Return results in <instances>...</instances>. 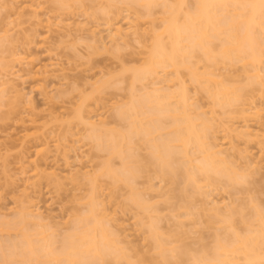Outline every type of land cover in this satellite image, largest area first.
Here are the masks:
<instances>
[{
  "label": "rangeland",
  "instance_id": "374dc122",
  "mask_svg": "<svg viewBox=\"0 0 264 264\" xmlns=\"http://www.w3.org/2000/svg\"><path fill=\"white\" fill-rule=\"evenodd\" d=\"M101 1H103L101 3L102 7L100 5L98 6L101 7V11L96 8V5L89 2L85 3L86 7L84 11H82L83 9H78L79 11H77L75 8L68 10L61 8V6L59 7L58 5L59 3L53 0H0V85L6 83L5 86L3 85L4 87L2 86L3 89H0V214L6 215L5 218L8 216L7 221L10 220L14 223V219H17L15 218L17 216L15 213L17 214L19 211L18 208L20 209L21 207L18 206L20 205L19 203L24 200L32 201L36 207V209L33 208V211L40 213L43 220L46 219L43 221L45 222L44 224L50 226L47 227V234L45 233V235L51 236L50 233L52 232V236L54 235L53 237H55L52 238L51 236L54 244L51 242L52 246L49 242V246H52L49 252H52L54 255L57 253L55 256L59 257L58 255L62 253L65 243H67L65 241L68 240L66 236H71L75 234L76 231L77 233H81V230L87 231L84 227L90 224V221L87 219L90 217L89 208H91V206L89 205L92 203L90 200L94 192L88 184L89 182L87 183V180L83 181L80 178L79 180L77 177H74L78 170H82V172L87 170L92 173L93 178H96L98 184L96 202L99 203V207H96L98 211L96 210L95 212H98L99 215L102 214L101 212L110 215H107L108 219L111 218L109 221L106 218L109 222H106V224L108 223L107 226L105 222L103 224L105 227H108L106 228V233L112 231V234L116 233V235H118L106 234L109 236L107 244L110 246L106 248V245H103L104 242L102 243L100 240L101 234L98 232L99 228L96 229L95 234L92 232V229H90V225H93V223H91L87 229L89 228L91 230L90 232L95 234L93 235L96 236V240L99 239V241H101L99 245L102 244V246H105V250L104 247L100 245L102 259L99 257L96 258L95 256L93 257V255L90 254L91 258L88 263V260L86 261L87 264H202V262L205 264L207 261H204H209L213 257H216L217 253H219L218 251H220V253L223 252L222 249H217L220 244L219 242L222 241L224 244H222L223 247H225V244H228V240L229 243L235 242L233 241L234 237L232 238V236L235 235L236 239L235 233L239 234L240 237L244 235L243 240L245 241L246 239V242L249 239L251 240V238L248 239L247 237H254V235L250 231L252 234L251 236L249 230H252L253 227L257 228L259 213L261 216L263 215L262 218L264 217V141L259 138L248 140L246 136L243 137L241 134L235 136V129L237 133H239L241 129V131H243L244 125L249 126L254 135L256 133H264V111L262 112L261 118H256L255 115H253L254 113L250 110L255 106L264 110V89L261 90L257 87L258 85L254 86L253 81V85L250 84L251 82L249 83L248 80L246 81L244 76L238 78L239 75H243L241 66L239 64L235 65L236 62H231L233 59L228 61V59L224 58V55V57L222 56L223 51L221 52V46L224 44L223 41L226 39V35L222 36V34H220V38L218 37L219 39L215 38V34L211 31L212 27L209 26L210 30L207 27V41L211 43L206 42V44L209 43L210 45L208 46L210 49L208 53L205 51L206 48L201 50V47H193L194 43L190 44L191 41L187 39L189 34L187 33V36L182 33L180 37H185L186 39H180L183 42L182 47L185 49L184 52L182 51V56L178 59L181 63L184 62V65L180 63V69L178 71L179 77H177L178 75L175 76L176 73L173 74V68L165 70L163 69L164 65L160 66L155 64L152 67L162 81L167 79L176 80V78H180L179 80L183 81L184 87L187 89V97L190 99L192 105L193 115H197L195 113L200 114L202 110V112L206 114H204L206 119L214 117L213 119L215 121L211 122L213 124H209V126L212 125V128L209 130L204 129L205 126L203 125L201 127V123L196 124L204 120L203 115L199 116V120H201L202 117L201 121L197 120L194 122L196 124L195 126L199 125L197 126V130L204 133L206 143L225 146L228 150H226L228 152V154L226 152V157L228 156L229 166L233 167V169L243 177H237V180L234 181L235 183H232L233 181L230 182L227 177L222 178L217 175L218 173H213V171V174H208V178H206L207 176L205 177L204 173L196 175V173L192 171V168V170L189 169L190 164L187 160H185V162H187L189 166L187 167V164L184 163V158H182L183 155L178 154L176 151L173 153L174 155L171 154L173 157L170 155L171 157H169V159H171L170 162H168L169 165H166L167 167L164 166V162L162 163V161L159 160L161 158L158 159L152 155L154 147L151 149V146L155 143H158V145L161 144V140L169 141L170 138H174V129L171 128L173 126L171 125L172 120L170 121V119L162 118L163 116L161 115L150 116L148 115L150 110L146 104V107L143 106L141 110L140 103H137L140 101L143 102L142 97L138 96L141 93V95L144 94V91L142 92V87H148L146 85L152 82V80H156L155 78H157V76H154V78L152 76V78H148L141 82L134 79V76L137 73L141 74L150 66V62L147 60L150 58L148 55L150 54L153 43V34L151 33L152 27H154L153 29L155 30L159 27V31H162L160 29H164V27L160 25V21L163 19H170V13L175 14L174 12H176L177 16H174L177 17L176 26L178 25L183 28L182 25L185 24L186 26V23L188 24V21L186 22V19H184L186 18L184 15L192 13L193 10L195 11L196 3L200 0H168L169 3L167 0H147V2H151L152 5L150 6V3L143 2L142 0H110V8L109 6L106 7L107 1ZM166 1L167 4H169V10L167 9L168 6L166 7L164 4ZM26 6H32L34 9H37L36 16H34L31 10H24ZM145 6L148 7L149 10ZM232 9V6H228L227 10L224 9L225 13L222 10L219 11L218 16L223 24L225 21L223 19L227 15L231 16V13L236 12L237 9L240 10L239 8L236 9V7L234 8V10L236 9L235 11ZM166 11L171 12L166 13ZM236 13L238 14L239 12L237 11ZM242 18L243 17H241V19ZM154 20H157L154 24L157 27H151ZM238 20H240V18H238ZM238 22V24L241 23V21ZM238 24H236V26ZM84 25L87 27L86 30L88 31H79L80 29H78V27ZM105 25H111V30L114 32L118 27L121 28L122 38H124L126 46L120 44V50L122 51L117 54L111 50L110 54L107 55L100 52H98V54L100 53L99 55H92L91 53L93 51L91 52V50L89 51L87 49L91 44L88 36L90 30L97 31L98 36H95L97 37L95 40L98 41H96L97 47H103L104 45L111 48L107 40L109 39V33L108 31L105 33L108 27L106 28ZM132 26L135 27V29L132 28ZM257 26L258 24L252 26L253 32L256 34L255 36L263 38V33L259 31L260 28ZM222 27H224V25ZM222 27L221 32L223 33L225 32V28L223 29ZM134 30H137V33L140 34L139 44L138 41H136L137 43L135 42L137 37L132 35ZM146 31L147 34H144ZM239 32H241V30ZM236 34H238V32H236ZM151 37L152 39H150ZM167 37L168 36L164 34L163 43L169 47L170 42L167 40ZM192 48L193 50H191ZM245 48L247 47H244V50ZM99 49L103 50V48ZM185 50L187 51L185 52ZM245 52L246 55L247 52L249 53L247 49ZM258 54L260 55L259 57H261L260 59L264 62V49H259ZM16 56L19 57L17 60L20 59L23 61H16L17 63L10 65L9 63H12L11 59ZM117 56L119 57L118 59L115 58ZM5 65L7 69H5ZM7 65H10L9 69ZM41 67L47 68V75L37 74V71H39L38 69ZM12 68L15 73L17 72L20 75L17 73L15 74ZM262 68H264V63L262 64ZM10 69L13 72L10 71ZM190 69L192 70L190 71ZM193 71L197 72L199 75H201L202 72H204L202 74H205L214 71L216 72H213L214 74H220L219 77L222 78L220 80L224 79L226 84H228V82L230 83V85L228 84L230 86L229 89L231 86H233L234 90L238 87L236 89H238L239 92L235 90L236 93L234 92L235 96H233V99L231 90V94L229 90H224L225 92L223 93L225 94L227 92V96L229 94V97L231 95L232 102L230 99L228 101H230V104H233H231L232 107H230L229 103L226 107L223 106L224 108H221L220 104L217 105L219 96H216L217 100L216 98L213 100V95L212 99L210 93H208L212 90H206V85L201 86L199 85L200 82L198 83L196 80H193L194 77L191 76ZM223 72L225 74H223ZM11 73L15 75H12V77L10 75ZM198 74L196 76H198ZM17 75L21 78L20 80L15 77ZM234 75H238L237 79ZM1 80L3 81L2 84ZM97 80L109 81V87L107 86L108 90L105 91V93L103 91V93H101L102 95L92 94L91 89L89 90V85ZM234 84L237 85L234 86ZM249 84L250 86H247ZM211 87L213 88V86ZM210 88L208 87V89ZM233 89L232 91H234ZM14 91L17 93L19 91L20 93V99L18 98V100L15 98V102L17 101L16 103L13 102V96L15 97ZM133 92L136 93L135 95L138 99L141 98L140 101L138 99V101L135 100L137 97H133ZM81 94L86 99L85 111H89L90 109L94 111L97 110L98 114L106 117L104 118L109 122L108 128L110 131L112 130L111 135L116 139L114 140V144V141H111L112 145L110 144V147H112L113 149L111 150L113 152L115 150L117 154L114 152L115 155H113L108 148L102 151L101 149H103V147H100L103 145V141L100 142L97 140L96 142L94 138L91 139V137H88V133H84L85 130H82L83 127L78 125L77 120L71 115L77 102L79 103L81 99ZM131 94L133 95L131 96ZM101 96L104 98L102 99V103L105 106L103 105V108L99 106L98 109H95V106L99 104L97 100H99ZM235 97L237 98L235 99ZM233 100L234 102L239 100L238 104L233 103ZM10 101L11 103L8 104ZM29 102L32 104L31 106L33 109V112L30 111V113L33 114H28L25 111L27 108L26 106H28L26 104H29ZM96 102L97 104L95 105ZM114 102L123 106V108L120 106L117 108H122L120 112L121 110L126 111V117L130 115L129 113V115H127L128 110L132 113L136 108L137 111L146 113L147 115H142L143 117L140 116L143 119L142 128L139 126L137 127L138 124L134 125L131 123L132 120H130L129 117H127V119L124 118L125 116L120 117L122 115L119 116L121 113L117 109L119 114L115 109L113 111L111 106ZM18 103L19 106L16 105L17 107H15L14 105ZM20 104L23 105L21 106ZM110 104L112 105L110 106ZM197 107L200 112L194 111V109L198 110ZM50 114H54L53 116L63 115L64 121L69 123L60 125L61 123L56 124L53 122L54 124L51 123L50 125ZM165 117H167V115ZM30 118L36 122L34 127H31L29 124L30 122H28ZM141 118L140 120H142ZM147 122H149L150 126H145L148 125ZM45 123L49 124L48 127L44 130H40ZM157 123L161 124L162 130H160V128L159 131H154L153 125L156 126ZM214 123L216 124L214 125ZM221 123L227 128H231L230 130H234L235 133H230L232 131H229V134H227V132L225 133L223 129L226 127L224 126L222 128L223 125ZM136 127L138 131H136ZM147 129L151 130V136H148L144 131ZM204 130L206 132H204ZM24 135L32 137L25 140L21 145L20 142L23 140L22 137ZM205 135L207 137H205ZM39 136H43L42 139L44 138L49 143V151L45 157L36 160L35 151L38 148L36 138ZM112 136H110V140L114 139ZM200 136H203V134L200 133ZM61 139L62 141H60ZM78 139H81L80 142ZM98 141L99 145H97ZM100 143H102L101 146ZM55 144L61 145L59 146V150H54ZM173 145L176 144H172L171 146ZM97 146L100 147L98 148ZM194 146V144H190V148L188 147V154L190 157L192 155V160L200 157V154L199 156L196 155L198 149ZM160 148L162 147L160 146ZM178 152L180 151L178 150ZM195 155L196 157H194ZM22 156L26 160H24L23 165L19 164V166L18 160H20ZM33 159L36 165L40 167V171L38 170L40 174L41 170L42 172H47V174L52 172L56 174L57 177L59 176L61 178L60 183L53 181L50 177H45L50 180H46L44 177L38 178L43 174L40 176L38 175L37 178L30 176L33 175L35 169L33 166L36 165L30 164L28 161L32 162ZM128 161L130 162L128 163ZM125 162L128 163L130 167H127L129 168L130 174L127 172L126 176H124L125 174L122 175L125 171L123 166ZM128 164L125 165L127 166ZM189 171L193 172L195 176L191 175ZM215 171L217 172V170ZM64 176H67L66 180L63 179ZM191 176H193V180H191ZM38 179H41V181ZM37 180L39 182L38 185ZM130 187L135 190L131 191ZM137 196H140V201H137ZM17 200H19V203H17ZM141 201L148 202L141 205ZM212 201L223 203L222 206L224 209L228 207V210H225L227 211L225 214L226 216L214 217V214L209 213L208 210L211 209L210 206ZM148 204V209L150 207L152 210L149 209L147 211V207L144 209V206ZM207 211L208 213H206ZM95 212L94 214L96 215ZM256 215L257 217H255ZM224 217L228 220H226L227 222L224 220ZM10 221L9 224H13ZM16 221L18 222L19 218ZM229 221L232 223H229ZM150 224H153V230L149 228L151 226ZM32 225L33 224L30 223V225H27L28 227L24 226L25 229H31L29 232H27V229V231H25V229L22 228L23 226L21 227L24 229L23 232L20 230L21 228L19 230L13 229L14 224L10 228L6 226V228L9 229L5 230L4 227H0L3 229V231L0 229V264H2V259L4 257L3 262L6 264H44L43 261L46 263L49 258L47 259L41 251V254L37 252L35 255L40 260L41 258L45 260H41L40 262V260L34 259V262L31 258L33 263L31 260L29 261L30 257L28 258V256H30L28 255L29 249L27 251L28 253L25 251L27 254L23 251L25 250L23 249L24 244H22L24 242V235L27 236L26 234H28L29 236L34 234L39 236L37 233H33L37 228H32ZM229 225L233 227L231 226L232 228H230ZM250 225L254 226L252 227ZM112 226L115 227L113 228ZM93 227L91 226V228ZM109 227H111V229H109ZM256 228L255 230H257ZM49 229L52 230L50 231ZM39 231L40 230L36 232L39 233ZM41 231L43 230L41 229ZM48 231H50V233ZM232 232L234 233L232 234ZM97 234L98 237L100 236L99 238H97ZM34 235L33 237H35ZM33 237H31V239L28 237L27 239L32 242L34 240V243L37 245L40 236L37 239H33ZM51 238H48V241L51 240ZM45 240L47 241V239ZM260 240L261 239H259L258 243ZM251 241H248L247 244L252 245L253 241ZM42 244L37 245H41V248L35 247L36 251L39 250L38 248L42 249ZM44 244V248L48 247V245H46L47 242ZM158 244H162L166 250L168 249V253L165 251L166 253L161 256L160 253H162V249L159 250ZM251 245L248 246L250 250L252 248ZM226 246L228 248L230 245L228 244ZM259 246L260 245L257 244L255 248L258 249L257 251H263H259V253L261 252V254H263L264 250L262 248L264 247H262V245ZM35 248H33V250H35ZM249 253L250 254L245 253L244 255L247 257L250 256L253 260L252 252L249 251ZM31 254V257H34L33 252ZM58 259L60 262L54 261L53 264H55V262L60 264L61 261H63L60 260V258ZM61 259H63V257ZM242 259L241 257V261ZM243 261H238V264H243ZM248 264L252 263L249 262Z\"/></svg>",
  "mask_w": 264,
  "mask_h": 264
},
{
  "label": "bare ground",
  "instance_id": "6f19581e",
  "mask_svg": "<svg viewBox=\"0 0 264 264\" xmlns=\"http://www.w3.org/2000/svg\"><path fill=\"white\" fill-rule=\"evenodd\" d=\"M54 2H58L59 4V7L61 6V8H64V9H66V10H68V9H71V8H75V9H77V11H79L78 9H80V10H82V11H84V9H85V7H86V5H85V3L86 2H89V3H91V4H93V5H96L95 7L96 8H98V9H100V11H101V7H102V5H101V3L103 2V1H101V0H53ZM107 1V2H106ZM124 1V0H123ZM143 2L145 1V2H147V0H142ZM168 1V0H167ZM167 1L166 2H164V4H165V6L167 7V9L169 10V4H167ZM52 2V1H51ZM56 2V3H57ZM105 2H106V7H108L109 6V8L111 7L110 5H109V2H110V0H105ZM53 3V2H52ZM147 3H150L149 4V6L150 5H152L151 4V2L149 1V2H147ZM168 3H169V1H168ZM90 4V5H91ZM101 6V7H98V6ZM147 6V5H146ZM145 6V7H146ZM228 6L229 7H231L232 6V10H234V8L236 7V9L237 8H239L240 10H236V12L238 11L239 13L237 14L236 12H234V13H231V14H229V15H231V16H226L223 20H225L224 21V24H223V22L220 20V18H219V16H218V13H219V11L220 10H222V11H224V13H225V10H227L228 9ZM95 8V9H96ZM147 9H148V7H146ZM150 8V7H149ZM196 9H195V11L193 10L192 11V13H188L187 15H184V16H186V18H184V19H186V22L188 21V24L186 23V26H185V24L184 25H182L183 26V28L180 26H176V22H177V17H174L177 13L176 12H174L175 14H173V13H170L169 11H166V13L168 12V13H170L171 14V16H170V19L168 18L167 20L166 19H163V20H161L160 21V25H162L163 27H164V29H160V30H162V31H159V27H158V29H153L154 27H152V26H155V27H157L156 25H154L155 23H156V21L154 22H152V25H151V27H152V31H151V33L153 34V39H152V37L150 38V39H152L153 41V43H152V48H151V50H150V54L148 55L150 58H148V62H150L149 64H150V66H149V68L148 69H146V70H144V72H142L141 74L140 73H137V74H135V76H134V79H136L137 81H145V80H147L148 78H152V76H153V78H154V76H157V78H155L156 80H152V82H149L146 86H148V87H142V92L144 93L143 95H138L139 97L141 96L142 97V100H143V102H141L140 101V99H138V97L135 95L136 93H134V95L133 94H131V96L133 95V97H135L136 99L135 100H139L140 102H137L138 104L140 103V109L142 110V107L143 106H145V104H146V106L148 107V109L150 110L149 111V114L148 115H150V116H154V115H161V116H163L162 118H165V119H170V121H171V125H173L171 128H173L174 129V132H173V134L175 133V135H174V138L173 139H169V141H163V140H161L162 142H164V143H162L161 142V144H159L158 145V143H155V144H153L152 146H151V149H153V147H154V149H153V151L155 152H153L152 153V155L155 157V158H161V159H159V160H161L162 161V163H163V165L164 166H166V165H169V163L168 162H170V159H169V157H171L172 155H174L173 153H175V151L178 153V154H181V155H183V157L182 158H184V163H186L187 164V162L190 164V167H189V169L190 170H192L194 173H196V175L197 174H201V173H204V175H205V177L206 178H208L209 177V175L208 174H213V173H218L217 175H219V176H221L222 178H225V177H227V179L230 181V182H232V183H235L234 181H236L237 180V177H243V176H241L240 174H238V172L236 171V170H234L233 169V167H230L229 166V159H228V156L226 157V155L228 154V150L225 148V146L224 145H220V146H217V145H212L211 143L209 144V143H206V141H205V138H204V133H202V132H200L199 130H197V126H199V125H197V126H195L196 124H198V123H201L200 124V126L202 127V125L203 126H205V128L204 129H211L212 127V125H210L209 126V124L211 123V122H213V121H215L213 118H211V119H209V118H207L206 119V117H205V113H203L202 112V110H201V112H200V110H199V108H198V110L197 109H194V111L196 110V111H199L200 112V114L199 113H195V114H197V115H193V110H192V105H191V103H190V99H188V95H187V89L184 87V84H183V81H181V80H179L180 78H176V80H164V81H162V79H160L159 78V75L154 71V69H153V65L155 64V65H160V66H162V65H164V68L163 69H165V70H167L168 68H173L172 70H173V74H175V76L176 75H178L177 77H179V74H178V71H179V69H180V61L178 60L179 59V57L180 56H182L181 54H182V51L184 52V49L185 48H183L182 47V39L183 40H185L186 38L184 37V38H182V37H180L181 35H182V33L183 34H186L187 35V33L189 34V36L187 37V39L189 40V41H191L190 42V44H193L194 43V46L193 47H195V46H197L198 48L199 47H201L200 49L201 50H203V49H205L206 48V50L205 51H207L208 53H209V51H210V49L208 48V46H210L209 45V43H210V41H207L208 40V37H207V27H208V29H209V26H211L212 27V32L215 34V38H220V34H222V36H225V38H223V39H225L224 41H223V46H221L222 48V50H221V52H222V56L225 58V59H228V61L230 60H232L231 62H236L235 63V65H237V64H239L240 66H241V68L243 69V75H239V77L238 78H240V76H244V79H246V81L248 80V82L250 83V84H252V81H253V84H254V86H257V87H259L261 90H263L264 89V68H262V64L264 63L260 58L261 57H259L260 55L258 54V50L259 49H264V29H263V24H264V0H200V1H198V3H196V7H195ZM25 9H28V10H31L32 11V13H34V16H36V14H37V9H34L32 6H29V7H25L24 8V10ZM98 9H97V11H98ZM103 9H104V7H103ZM108 9V8H107ZM225 9V10H224ZM74 10V9H73ZM93 10H94V8H93ZM105 10V9H104ZM149 10V9H148ZM99 11V12H100ZM128 11V10H127ZM244 11V12H243ZM105 12V11H104ZM228 12V11H227ZM241 12H243V13H241ZM246 12V13H245ZM165 13V14H166ZM223 13V12H222ZM169 14V15H170ZM234 14V15H233ZM237 14V15H236ZM177 16V15H176ZM231 17V18H230ZM241 17H243L242 19H241ZM238 18H240V20H238ZM230 19V20H229ZM226 20H227V22H226ZM229 20V21H228ZM244 20V21H243ZM238 21H241V23H242V21H243V23H244V25H243V23L241 24H238L239 22ZM221 22H222V25H221ZM109 24V23H108ZM236 24H238L237 26H236ZM255 24H258V28H260L259 29V31H261V33H263V35H262V37L263 38H261L260 36L258 37V36H255L256 34H254V32H253V25L255 26ZM83 25V24H82ZM159 25V26H160ZM224 25V27H222ZM106 26V28H107V30H106V32L105 33H107V31H108V33H109V36H108V38L109 39H107L108 41H109V43L108 44H110V47L111 48H109V47H106V46H104L103 45V47L101 46V47H97V45H96V43L98 42L97 40H95V38H97V37H95L96 35H97V31L96 30H90V32H89V34H88V36H89V38H90V46H88L87 47V49L90 51L91 50V54L92 55H97L98 54V52H100V53H104V55H107V54H110V51L111 50H113L114 51V53H119L120 51H122V50H120L121 48V46H120V44H124L125 45V43L126 42H124V38H122V30H121V28H117V29H115V32L114 31H112L111 29V25L109 26V25H105ZM162 26H161V28H162ZM150 27V28H151ZM221 27L225 30V32H221ZM238 27V28H237ZM251 27H252V29H251ZM132 28H134L135 29V27H133L132 26ZM131 28V29H132ZM181 28V29H180ZM78 29H80L79 31H84V30H86L87 29V27L84 25V26H81V27H78ZM210 30V29H209ZM241 30V32H239ZM86 31H88V30H86ZM105 31V30H104ZM150 31H148V32H150ZM138 31L137 30H134V32H133V34L132 35H134V37H137L136 39H135V42L136 41H138V44L140 43L139 41V38H140V34H138L137 33ZM160 32V33H159ZM236 32H238V34H236ZM126 33H128V32H126ZM158 33V34H157ZM260 33V34H261ZM144 34H147V31L144 33ZM164 34H166L168 37H167V40H169V42H170V45H169V47L168 46H166L164 43H163V37H164ZM241 36H240V35ZM254 34V35H253ZM99 35H100V31H99ZM107 35V34H106ZM127 35V34H126ZM259 35V34H258ZM98 36V35H97ZM209 36V35H208ZM104 37V36H103ZM126 37V36H125ZM143 37V36H142ZM258 37V38H257ZM106 38V37H105ZM218 38V39H219ZM181 39V40H180ZM261 39V40H260ZM97 41V42H96ZM100 41H101V39H100ZM99 41V42H100ZM106 42V41H105ZM206 42H209V43H207L206 44ZM137 43V42H136ZM211 44V43H210ZM151 45V44H150ZM126 46V45H125ZM207 46V47H206ZM244 47H247V48H245V50H244ZM99 48H103V50L102 49H99ZM208 48V49H207ZM249 48V49H248ZM123 49V48H122ZM188 49V48H187ZM246 49L249 51V53L247 52V55H246ZM102 52H101V51ZM191 50H193V48L191 49ZM187 50H185V52H186ZM96 53V54H95ZM99 53V54H100ZM98 54V55H99ZM188 54V53H187ZM189 55V54H188ZM246 55V56H245ZM13 57V56H12ZM11 57V58H12ZM19 57H15V58H12L11 59V61H12V63H9L10 65H12L13 63H17V62H22L20 59L19 60H17ZM116 59H118L119 57L117 56V57H115ZM150 59V60H149ZM188 59V58H187ZM17 61V62H16ZM263 62V63H262ZM181 64H183L184 65V62L183 63H181ZM10 65L8 66L7 65V67H8V69H9V67H10ZM21 65V64H20ZM183 65H181V66H183ZM186 65V64H185ZM166 66V67H165ZM196 67V66H195ZM13 68L15 69V67L13 66ZM12 68V70L14 71V69ZM5 69H7L6 68V65H5ZM41 69H43V70H41ZM198 69V68H197ZM4 70V69H3ZM11 69H10V71H12ZM39 71H37L38 73V75H47L48 74V70H47V68L46 67H41L40 69H38ZM192 69H190V71H191ZM8 71V70H7ZM7 71H6V73H7ZM12 71V72H13ZM211 71V70H210ZM195 71H193V73H191V76H193L194 77V81L196 80V82H200L199 83V85H206L205 86V88H206V90H212V91H207L208 93H210V96H211V98H212V95H213V100H215V98H216V100H217V97H218V99L219 100H217L218 101V104L217 105H221V108L223 107V106H227V104L229 103V105H230V107H232L231 106V104H230V101L232 102V99H233V96H235L234 94L236 93L235 92V90H238V89H236V88H238V87H234L235 88V90L233 89V86H231V88L229 89V85H230V83L228 82V84H226V82L224 81V79L223 80H220V79H222L221 77H219L220 76V74L219 75H216V74H214V73H216V72H214V71H212L211 73H205V74H202V73H204V72H202L201 73V75H199L197 72H195ZM205 72H207V71H205ZM208 72H209V70H208ZM214 72V73H213ZM219 72V71H218ZM2 73H3V71H2ZM14 73H15V71H14ZM14 73H11L10 75L12 76H14L15 74ZM61 73V72H60ZM164 73H165V71H164ZM241 73V74H242ZM9 74V73H8ZM17 74H19V73H17ZM22 74V73H21ZM36 74V75H37ZM166 74V73H165ZM164 74V75H165ZM192 74H194V75H192ZM198 74V76H196ZM218 74V73H217ZM223 74H225L224 72H223ZM20 75V74H19ZM233 75V74H232ZM2 76V75H1ZM6 76V75H5ZM4 76V77H5ZM12 76V77H13ZM238 76V75H237ZM237 76L236 75H234V77H236V79H237ZM3 77V76H2ZM8 77V76H7ZM17 79L19 78L18 77V75L17 76H15ZM21 77V76H20ZM192 77V78H193ZM232 77V76H231ZM201 79V81H200V79ZM5 79V78H4ZM21 78H19V80H20ZM159 79H160V81H159ZM232 79H235V78H232ZM241 80V79H240ZM2 81V80H1ZM10 81V80H9ZM156 81V82H155ZM222 81H224V82H222ZM234 81V80H233ZM6 82V81H5ZM15 82V81H14ZM109 81H104V80H97V81H94V82H92L89 86H90V88H89V90L91 89V93L92 94H96V95H102L101 93H103V91H104V93H105V91H107L108 90V88H107V86L109 87V83H108ZM243 82H244V80H243ZM3 83V81L1 82V84ZM235 83H236V81H235ZM247 83V82H246ZM6 84V83H5ZM5 84H2V85H0L1 86V88L0 89H3V87L5 86ZM182 84V85H181ZM250 84L249 85H247V86H250ZM252 84V85H253ZM4 85V86H3ZM179 85H181V86H183V87H181V86H179ZM237 85V84H236ZM235 84H234V86H236ZM3 86V87H2ZM145 86V85H144ZM211 86H213V88L211 87ZM12 87V86H11ZM208 87L210 88V89H208ZM107 88V89H106ZM144 88V89H143ZM204 88V87H203ZM219 88V89H218ZM5 89V88H4ZM177 89H179V90H177ZM215 91H214V90ZM232 89L234 90V91H232ZM9 90H13V89H9ZM228 91L229 90V93L231 94V92H232V99H231V95H230V97H229V94H228V96H227V92L225 93V94H223L225 91ZM230 90H231V92H230ZM204 91H205V89H204ZM214 91V92H213ZM223 91V92H222ZM2 92V91H1ZM8 92V91H7ZM15 92V91H14ZM220 92V93H219ZM235 92V93H234ZM237 92H239V90L237 91ZM207 93V94H208ZM1 95V94H0ZM11 95H12V92H11ZM14 95H15V97L13 96V102H15V100L16 99H18L19 97H20V93H19V91H18V93L17 92H15L14 93ZM11 96V97H12ZM79 96H80V94H79ZM217 96V97H216ZM226 96H227V98H226ZM10 97V96H9ZM229 97V98H228ZM0 98H1V96H0ZM5 98H7V97H5ZM16 98V99H15ZM237 97H235V99H236ZM239 98V97H238ZM3 99H4V97H3ZM9 99H12V98H9ZM20 99V98H19ZM18 99V100H19ZM99 99V98H98ZM102 99H104V98H102V96L100 97V99L99 100H97L98 101V105H96L97 104V102L95 103V109H98L99 108V106L101 107L102 106V108L105 106L102 102ZM226 99V100H225ZM230 99V101H228ZM85 98H84V96L81 94V99H80V101H79V103L77 102V104H76V106H75V108L73 109V112L71 113V115H73V118L75 119V120H77V122H78V125H80L81 127H83V129L82 130H85V132L84 133H88V137H91V139L92 138H94V140L97 142V140H99L100 142H102L103 143V145L101 146V144L102 143H100V146H97L98 148L100 147V148H102L103 147V149H101L102 151H104L106 148H108V149H110V153H113V155H115V154H117L116 152H115V150H114V152H115V154H114V152L111 150V149H113L112 147H110V144H111V141H114V140H116L115 139V137H113L112 135H111V133H112V130L110 131V129L108 128V126H109V122H107V119L105 120V118L101 115V114H98L97 113V110L96 111H94L93 109L91 110H87V111H85L86 109V104H85ZM2 101V100H1ZM100 101V102H99ZM12 102V103H13ZM17 102V101H16ZM15 102V103H16ZM19 102V101H18ZM238 102H239V100L237 101H235L234 102V100H233V103H237L238 104ZM4 103V102H3ZM11 103V101L8 103V104H10ZM217 103V102H216ZM8 104H6V105H8ZM141 104H142V106H141ZM12 105V104H11ZM16 105H18L19 106V103L18 104H15L14 106L15 107H17ZM21 106L23 105V104H20ZM26 105H28V106H26L27 108L25 109V107H24V109H25V111L28 113V114H33V113H30V111L31 112H33V109H32V104L29 102V104L27 103ZM104 105V106H103ZM112 104H110V106H111ZM233 105V104H232ZM236 105V104H235ZM14 106H12V107H14ZM25 106V105H24ZM120 106V104L119 103H113V105L111 106V108L113 109V111H114V109L116 110H118L119 112H120V109H122L123 108V106H120V107H122V108H117V107H119ZM139 106V105H138ZM145 106V107H146ZM254 106V105H253ZM73 107V106H72ZM229 107V106H228ZM105 108H107V107H105ZM110 108V107H109ZM193 108H194V106H193ZM224 108V107H223ZM108 109V108H107ZM102 110V109H101ZM105 110V109H104ZM110 110V109H109ZM116 110V111H117ZM251 110V112H253L254 114L253 115H255V117L256 118H261L262 117V112L264 111L263 109H261V108H257L256 106L255 107H253L252 109H250ZM100 111V110H99ZM103 111V110H102ZM108 111V110H107ZM111 111V110H110ZM109 111V112H110ZM117 111V113L119 114V112ZM124 110H121V114H119V116L120 115H122V116H120V117H124L125 119H127V117H129L130 118V120H132L131 121V123H133L134 125L136 124H138L137 125V127L139 126L140 128H142L141 127V125H143L142 124V121H143V119L141 118V117H143L144 115H147L146 113H143L142 111H137V108H136V110H131V111H133L132 113H130V111L128 110L127 111V115H129V116H127L126 117V111H124ZM247 111H249V110H247ZM104 112V111H103ZM243 112H246V111H243ZM129 113V114H128ZM205 114V115H204ZM248 114V113H247ZM54 115V114H53ZM53 115H49V116H51L50 117V125H51V123H56V124H59V123H61L60 125H63V123L65 124L66 123V121H64V119H63V115L61 116H59V115H55V116H53ZM68 115H69V113H68ZM143 115V116H142ZM167 115V117H165V116ZM203 115V117H204V120H202V117H201V120L203 121H201V120H199V116H202ZM27 116V115H26ZM141 116V117H140ZM196 116V117H195ZM198 116V117H197ZM29 117V116H28ZM149 117V116H148ZM21 118V117H20ZM33 118V117H32ZM32 118H30L29 119V121L28 122H30L29 124L31 125V127H34L35 126V124H36V122L34 121V120H31ZM128 118V119H129ZM140 118L142 119V120H140ZM21 120H22V118H21ZM26 120V119H25ZM201 121V122H197L196 124L194 123V122H196V121ZM220 120V119H219ZM21 122H23V121H21ZM26 122V121H25ZM158 122H160V121H158ZM248 122V121H247ZM48 123H45L41 128H40V130H44V129H46L47 127H48ZM53 123V124H54ZM69 123V122H68ZM68 123H66V124H68ZM151 123V122H150ZM246 123V122H245ZM24 124V123H23ZM132 124V125H133ZM147 124L148 125H145V126H150L149 125V122H147ZM211 124H213V123H211ZM216 123H214V125H215ZM222 124V123H221ZM134 125H133V128H134ZM220 125V124H219ZM223 125V124H222ZM225 125H223L222 126V128L224 127ZM62 127V126H61ZM61 127H59V128H61ZM77 127V126H76ZM136 127V128H137ZM200 127V128H201ZM207 127V128H206ZM226 127V126H225ZM139 128V129H140ZM153 128H154V131H159V129L160 130H162L163 128L161 127V124L160 123H157L156 124V126L155 125H153ZM58 129V128H57ZM199 129V128H198ZM202 129V128H201ZM200 129V130H201ZM231 128H225V129H223V131L226 133L227 132V134H229L228 132L229 131H232V132H230V133H235V131H236V133H235V136H237V134L238 135H242L243 137H247L248 138V140H250V139H252V138H259V139H261L262 141H264V133H262V134H258V133H256L255 135L253 134V132L250 130V128H249V126H246V125H244V129H243V131H241L240 130V132L239 133H237V130L235 129V131L234 130H230ZM197 130V131H196ZM136 131H138V128L136 129ZM145 132H146V134L148 135V136H151L152 135V132H151V130H144ZM198 131H199V135H198ZM202 131H203V129H202ZM204 132H206L205 130H204ZM200 133L201 134H203V136H200ZM226 135V134H225ZM110 136H112V138H114V139H112V140H110L111 139V137ZM32 136H29V135H24L22 138H23V140L20 142L21 143V145L23 144V142L25 141V140H27V139H29V138H31ZM43 137V136H42ZM42 137L41 136H39V137H37L36 138V142H37V145H38V148L36 149V151H35V156L37 157V159L36 160H38V158L40 159V158H43V157H45L46 155H47V152L49 151L48 149H49V143L43 138L42 139ZM205 137H207L206 135H205ZM21 138V139H22ZM103 138V139H102ZM207 139V138H206ZM235 139V138H234ZM246 139V138H245ZM79 140V139H78ZM81 140V139H80ZM80 140H79V142H80ZM247 140V139H246ZM60 141H62V139L60 140ZM99 141H98V143H97V145H99ZM109 141V142H108ZM19 143V144H20ZM58 143H59V140H58ZM106 143H107V146H106ZM115 143V141L113 142V144ZM104 144H105V147H104ZM172 144H176V145H173V146H171ZM192 145V144H194L197 148L196 149H198L197 150V154L196 155H198L199 156V154H200V157H198L197 159L195 158V160H192L191 159V157H192V155H191V157H190V155L188 154L189 152H188V147H189V145ZM20 145V146H21ZM112 145V144H111ZM55 146V148H54V150H59V146H61L60 144H55L54 145ZM160 146L163 148H160ZM194 146V147H195ZM21 148H22V146H21ZM174 148V149H173ZM190 148V147H189ZM225 148V149H224ZM6 149V148H5ZM130 149V148H129ZM176 149V150H175ZM196 149H195V151H196ZM132 150V149H131ZM173 152H172V151ZM178 150L180 151V152H178ZM227 150V151H226ZM112 151V152H111ZM194 151V152H195ZM193 152V153H194ZM199 152V153H198ZM226 152H227V154H226ZM157 153H158V155H157ZM172 154V155H171ZM23 155V154H22ZM171 155V156H170ZM196 155L194 156V157H196ZM173 157V156H172ZM231 157V156H230ZM229 157V158H230ZM194 159V158H193ZM24 160H26V159H24L23 158V156H22V158L20 157V160H18L19 162H18V165L20 164V165H23V163H24ZM185 160H187V162H185ZM131 161V160H130ZM130 161H128V163L130 162ZM38 162V161H37ZM127 162V161H126ZM125 162V164H128V163H126ZM28 163H30V164H35L36 165V162H35V160L33 159V161L32 162H29L28 161ZM168 163V164H167ZM125 164H123V166H124V173H122V175H124V176H126V174H127V172L129 173V164L126 166ZM189 164H187L186 166L188 167L189 166ZM233 164V163H232ZM19 165V166H20ZM232 166V165H231ZM22 167V166H21ZM33 167H35V169H34V171H33V175H30V176H32V177H34V178H37V176L39 175H41V174H43V175H41L40 177H38V178H41V177H50L53 181H55V182H59L60 183V181H61V178L58 176L57 177V175L56 174H54V173H52V172H49L48 174H47V172H42V170H41V174H40V170H39V166H33ZM127 167H129V168H127ZM167 167V166H166ZM192 168V169H191ZM22 169V168H21ZM42 169V168H41ZM195 169V170H194ZM39 170V171H38ZM128 170V171H127ZM215 170H217V172L215 171ZM23 171V170H22ZM122 171V172H123ZM195 171H197V172H195ZM212 171H213V173H212ZM215 171V172H214ZM25 172V171H24ZM24 172H22V173H24ZM31 172V171H30ZM189 172H191V171H189ZM193 172H191V175H194V173ZM193 173V174H192ZM32 174V173H31ZM130 174V173H129ZM222 174V175H221ZM36 176V177H35ZM190 176V175H189ZM195 176V175H194ZM22 177V176H21ZM67 177V176H66ZM66 177L64 176V180H66ZM74 177H77L78 179L80 178V179H82L83 181H86L87 180V183L91 186V188H92V191L94 192V194H93V196H92V199L90 200L92 203H90L91 205H89V206H91V208H89V211H90V217H91V220H90V217H88L89 219H87L88 221H90L89 223L91 224V223H93V225H90L89 223H87V224H89L90 225V229H92V232H94L95 233V231H96V229H98V232L101 234V241H102V243L104 242V244L103 245H106V248H109L110 246H108V237L109 236H107L108 234H112V231H109V232H111V233H106V228H108V227H105L103 224H104V222H105V224H106V222H108L111 218H109L108 219V216H110V215H106L104 212H101L102 214L101 215H99V213L98 212H95L96 210H97V208L99 207V203L98 202H96V190H97V186H98V184H97V180H96V178L94 177L93 178V176H92V173L91 172H88L87 170H85V172H82V170H78L77 171V173H76V175L74 176ZM192 177V179L191 180H193L194 178H193V176H191ZM55 178H58V179H55ZM33 179V178H32ZM46 179V178H45ZM62 179V180H63ZM79 179V180H80ZM39 181H41V179H38ZM38 180H37V185H38ZM46 180H50V179H46ZM52 180H51V182H52ZM70 180V179H69ZM74 180H76V179H74ZM239 180V179H238ZM54 182V183H55ZM71 182H72V179H71ZM73 183V182H72ZM56 184V183H55ZM33 186V185H32ZM35 186V185H34ZM33 186V187H34ZM31 187V186H30ZM36 187V186H35ZM209 187V186H208ZM131 188V187H130ZM24 189H26V188H24ZM204 189V188H203ZM27 190V189H26ZM132 190H135V189H132L131 188V191ZM25 191V190H24ZM28 191V190H27ZM134 192V191H133ZM23 194V193H22ZM21 194V195H22ZM134 194H136V193H134ZM23 195H25V194H23ZM142 196V195H141ZM21 197H23V196H21ZM140 196H137V201L139 200V199H141V198H139ZM25 199V198H24ZM19 200H17V203H19L18 202ZM25 201V200H24ZM20 202L19 204L20 205H18V206H21L20 207V209L18 208V213L16 214L15 213V215H17L15 218H17L16 220H18V218H19V221L17 222L15 219H14V223H13V221H10L11 223H13L14 224V226H13V224H9V221H7V219H8V216H7V218H5L6 217V215H1L0 214V227H4V230L5 229H9L10 227H14L13 229H20L22 226V228H24L25 229V227H28L27 225H30V223H32L33 225V227L32 228H34V229H36V231H38V230H40L41 231V229L43 230V231H39V233L38 232H36V231H33V233L35 232V234L37 233L39 236H40V238H39V236H36V235H34L33 233V235L35 236V237H33V235H29L28 236V234H26L27 236H25L24 234H22V235H24L23 236V238H24V242L22 243V244H24V248L23 249H25V250H23L24 252L26 251H28V249H29V254L28 255H30V256H28V258H29V261L31 260V258L33 259V261L35 262V260L34 259H37V260H40L39 258H37V256L35 255V254H37V252H42V253H44V255L47 257V261H46V263L43 261V260H45L44 258H41V260L43 261V263L44 264H49L50 262V264H53L54 263V261H56V262H58L59 261V259L58 258H60V260H63V261H61V263L62 264H87L88 262H89V260H90V258H91V255H93V257L95 256L96 258L97 257H99V258H101L102 259V256H101V250H100V248L101 247H104V250H105V246H102V244H100L101 245V247H99L100 245H99V243L101 242V241H99V239L98 240H96V236H94L93 234H92V232H90L91 230L88 228L87 229V227H89V225L87 226V227H84V228H86V230L87 231H84V230H81L82 232L81 233H77V231H76V233L75 234H72L71 236L69 235V236H66L67 237V239L68 240H65L67 243H65V247L62 249L63 251H62V253L61 254H59L58 256L59 257H56L55 255H57V253L54 255L52 252H49V250L51 249V247L53 246L52 245V238H55V237H53L52 236V232L50 233V231L52 230H50V231H48L49 233H50V235L52 236V238H51V236H49V235H45V233L47 234V227H50L49 225L47 226L46 224H44L45 222H43V221H45V220H43V218H42V215H40V213H37V212H35V211H33V208H35L36 209V207H35V205L33 204V202L32 201H29V200H27V201H25V202ZM140 201V200H139ZM148 202V201H147ZM146 201H141L140 203H141V205H144V203H147ZM17 203H15V204H17ZM136 203H139V202H136ZM101 205H102V203H101ZM223 203H218V202H214V201H212V204H211V209H209L208 211H209V213H212V214H214L213 216L215 217H220V216H224L226 213H227V211H225V210H228V207L226 208L225 206V208L226 209H224L223 208ZM98 206V207H97ZM139 206V205H138ZM148 206H149V204L146 206H144V209L147 207V211L149 210V209H151L150 207H149V209H148ZM97 207V208H96ZM140 207V206H139ZM142 208V207H141ZM15 209H17V208H15ZM152 210V209H151ZM88 211V212H89ZM98 211V210H97ZM104 211V210H103ZM208 211L206 212V213H208ZM15 212V211H14ZM94 212L96 213V215L94 214ZM13 213V212H12ZM104 213V214H103ZM258 213V212H257ZM14 215V216H15ZM258 215V214H257ZM257 215L255 216V217H257ZM226 216V215H225ZM259 218H258V220H259V222H258V220H257V224L259 225H257V228L256 227H253L254 225H250V226H252L253 227V229L252 230H255V228L257 229V230H255V231H252V230H249V234H251V233H253V235H254V237H247L248 239L249 238H251V240L253 241V243H252V245H251V250H250V248L248 247V246H250V245H248L247 244V242L248 241H251L250 239L246 242V239H245V241L243 240V236L242 237H240L239 236V234H237V233H235L236 234V239H235V235L234 236H232V238L234 237V240L233 241H235V242H230L229 243V240H228V244L230 245V246H228V248H227V246L226 245H228V244H225V247H223V243H222V241L221 242H219L218 244V248L217 249H222L223 250V252H221L220 253V251H218L219 253H217V255H219V256H217L216 255V257H213L211 260H205L204 262H206L205 264H238V261H240V262H242L243 260V264H248L249 262H251L252 264H254V263H257V264H264V253L263 254H261V252H263V251H261V250H259V251H261L260 253H259V251H257L258 249H256L255 248V246L257 245V244H259L260 246L262 245V247H264L263 245H264V217L262 218V216H261V214L259 213ZM228 217V216H227ZM106 218L108 219V221L106 220ZM150 218V217H149ZM226 217H224V220L226 221L227 219H225ZM32 221H30V220ZM151 219V218H150ZM105 220V221H104ZM222 220H223V218H222ZM16 221V222H15ZM88 221H86V222H88ZM228 221V220H227ZM226 221V222H227ZM142 222V221H141ZM144 222V221H143ZM231 221H229V223H230ZM256 222V221H255ZM109 223V222H108ZM107 223V224H108ZM147 223V222H146ZM232 223V222H231ZM107 224H106V226H107ZM142 224V223H141ZM145 224V223H144ZM144 224H143V226H144ZM154 224V223H153ZM152 224V225H153ZM99 226V227H97V226ZM146 225V224H145ZM151 225V224H150ZM149 225V226H150ZM150 226L149 228L151 229V230H153L154 229V226ZM6 226H8L9 228H6ZM25 226V227H24ZM91 226L93 227V228H91ZM105 228H104V227ZM109 226V225H108ZM111 226V225H110ZM142 226V227H143ZM148 226V225H147ZM232 225H229V227L230 228H232L231 227ZM249 226V227H250ZM101 227V228H100ZM113 228L115 227V226H112ZM146 227V226H145ZM2 228H0V229H2ZM20 229V230H22V232H23V230L24 229ZM30 228V227H29ZM112 228V229H113ZM27 229V228H26ZM25 229V231H27ZM100 229H102V230H100ZM109 229H111V227H109ZM248 229V228H247ZM31 230V229H30ZM30 230H28L27 232H29ZM100 230V231H99ZM115 230V229H114ZM1 231H3V229L1 230ZM31 231V232H32ZM234 231V230H233ZM236 232H238L237 230H235ZM250 231H251V233H250ZM30 232V233H31ZM102 232V233H101ZM116 232V231H115ZM247 232V231H246ZM93 235H91V234ZM98 233V234H99ZM234 232H232V234H233ZM98 234H97V238H99L98 237ZM107 234V235H106ZM114 234V236L116 235V233H113ZM112 234V235H113ZM247 234V233H246ZM256 234V235H255ZM45 235V236H44ZM241 235V234H240ZM41 236H42V238H41ZM48 236V237H47ZM116 236H118V235H116ZM246 236V235H245ZM251 236H252V234H251ZM257 236V237H256ZM22 237V236H21ZM29 237V239H31V237H33V239H37V238H39L40 240L38 241V243L39 242H43V244H42V242L41 243H39V244H42L43 246H42V249H40L41 248V245L40 246H37V245H39L38 243H37V245L34 243V240H33V242L31 241V240H29V239H27ZM46 237V238H45ZM65 237V238H66ZM48 238H51V240H49L48 241ZM117 238V237H116ZM242 238V239H241ZM26 239V240H25ZM45 239H47V241L45 240ZM117 239H119V238H117ZM256 239V240H255ZM258 239V240H257ZM259 239H261L260 240V242L258 243V241H259ZM255 240V241H254ZM64 241V242H65ZM98 241V242H97ZM251 241V242H252ZM22 242V241H21ZM36 242V241H35ZM47 242V244L46 245H48V247H45L44 248V246H45V244L44 243H46ZM49 242L51 243L50 245H52L51 247L49 246ZM122 242V241H121ZM262 242V243H261ZM34 245H33V244ZM114 243V242H113ZM261 243V244H260ZM54 244V243H53ZM223 244V245H222ZM248 246H247V245ZM63 245H64V243H63ZM255 245V246H254ZM16 246V245H15ZM40 247V248H38L39 250H37L36 251V248L37 247ZM115 246V245H114ZM219 246H220V248H219ZM259 246V247H260ZM21 247H22V245H21ZM25 247H27V248H25ZM36 247V248H35ZM50 247V248H49ZM158 247L160 248H158L159 250H161V252L162 253H160V255L161 256H163L166 252H167V250L165 249V247L164 246H162V244L161 245H159L158 244ZM14 248V247H13ZM33 248H35V250H33ZM46 248H47V250H46ZM115 249V248H114ZM117 249V248H116ZM263 250H264V248H262ZM221 250V251H222ZM43 251H46V252H43ZM51 251V250H50ZM166 251V252H165ZM248 251V252H247ZM249 251L250 252H252L251 254H252V258H253V260L250 258V256H246V255H244L245 253H248V254H250L249 253ZM25 252V253H26ZM33 252V254H34V257H31V253ZM41 252L39 253V254H41ZM28 253V252H27ZM26 253V254H27ZM168 253V252H167ZM169 253H171V252H169ZM38 254V255H39ZM91 254V255H90ZM163 254V255H162ZM247 254V255H248ZM43 255V254H42ZM27 256V255H26ZM39 256H41V255H39ZM38 256V257H39ZM61 256V257H60ZM244 256V257H243ZM263 256V257H262ZM42 257V256H41ZM63 257V259H61ZM241 257L243 258L242 259V261H241ZM5 258V257H4ZM3 258V259H4ZM3 259H2V264H6V263H4L3 262ZM100 259V260H101ZM36 260V261H37ZM41 260H40V262H41ZM50 260V261H49ZM88 260V261H87ZM5 262H7L6 260H4ZM49 261V262H48ZM86 261H87V263H86ZM255 261V262H254ZM31 262H32V260H31ZM30 262V263H31ZM39 262V261H38ZM39 262V263H40ZM55 262V264H57ZM60 262V261H59ZM58 262V263H59ZM254 262V263H253ZM33 263V262H32ZM60 263V264H61ZM8 264V263H7ZM36 264V263H35ZM40 264H42V263H40ZM202 264H203V262H202Z\"/></svg>",
  "mask_w": 264,
  "mask_h": 264
}]
</instances>
